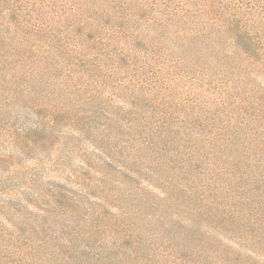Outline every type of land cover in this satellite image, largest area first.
<instances>
[{
	"label": "rangeland",
	"instance_id": "374dc122",
	"mask_svg": "<svg viewBox=\"0 0 264 264\" xmlns=\"http://www.w3.org/2000/svg\"><path fill=\"white\" fill-rule=\"evenodd\" d=\"M248 4L250 3L247 0H202L200 3L199 0H0V61H5V72L0 71V249L4 247L6 250H13L15 254L7 259L3 257L2 260L12 261V264H37V256L46 250L45 247L39 246L51 245L49 247L54 249V244L64 242L67 237V240H81V243L75 245L77 252H72L71 264H87L105 252V243L127 238L131 241V237L135 236V224L141 228L143 225L148 226L149 221V225L155 228L159 223V215L163 214L158 207L167 209L164 206L168 196L176 198L179 192L174 190H178L180 184L176 182L169 185V182H166L159 185L163 173L153 166L150 173L148 167L151 160L162 161L165 167H169V158H176L179 170L188 171L192 178L205 172V167H199L197 164L183 165L182 161L186 158L181 154L184 152L177 153L170 142L169 145L166 144L167 149L160 147L159 152L156 149L153 152L147 150V159L139 157L141 160H137L140 149L148 144V141L140 139L144 134L135 128L139 123L137 114H141L145 119H142L143 126L155 129L160 126L170 128L169 118L174 121L177 119L181 124L183 112L170 109L172 99H175L177 104L182 101L187 106L186 110H190L192 118L198 120V129L190 134L197 138V143H189L179 150L187 151L193 148L192 150L196 151L190 153L191 156L199 159V113H204L205 120L207 117L208 121L205 126L206 136L220 133L223 138L227 137L226 141L235 145L238 143L242 149L240 152L222 150L224 160L213 159L215 165L208 168L211 171H221L225 176L231 173L233 182H236L239 176L234 170H246L247 173L256 171L264 178V73L247 74L236 83H232L227 74L222 76L219 82V76L213 75L215 77L203 81L204 88H199V11L205 12L217 7L218 13L221 14V25L229 28L233 15L241 14L240 18L236 19L239 20L245 19L247 13H251ZM111 6H115V9ZM106 12L118 18L114 22L117 24L108 26L104 23L102 15ZM69 19H73L86 34H90L86 24H93L96 30L93 42L98 50L97 54L89 56L91 51L76 53L81 38L74 33L76 29L68 22ZM130 35L131 38L134 35L142 40L132 41L128 38ZM232 38L228 36L223 39L221 45L230 48L238 41L243 42L238 37ZM103 42H107L112 46L111 50H114L107 62L100 55V52L104 54L106 50ZM242 45L244 46L243 43ZM127 46L133 48L132 54L138 55L136 57L140 63L139 67L128 68V65L123 63L126 58L123 55L118 56V50ZM37 49L41 55L50 57L49 62L54 68L51 73H41V81H45L38 87L37 59H31V54L37 55ZM145 50H153L155 54L147 57ZM48 51L50 55H47ZM99 59L102 63L106 62L102 69L104 73L107 72L106 75L95 73V70L101 67L92 66L88 72L69 67V64L78 63L77 60L93 64L92 61ZM24 60L25 63H34V73H25L19 68V63ZM149 60L157 62V67L161 66L160 63L164 64L168 71L162 68L161 74L153 70L152 67H156L157 63H153L152 67L147 65V68H143ZM128 61L134 63V60ZM8 69L14 72L9 73ZM66 74L72 77L74 82L69 81ZM79 77L82 78L78 80ZM149 79L165 88L162 97V93L160 97L158 93H154L157 89H148V93L152 94L149 96H152L151 100L158 101L157 105L154 104L156 107L149 104L138 105L136 102V93L145 82L148 84ZM77 81H82L81 85H78ZM130 82L133 84L129 85ZM47 89H50L49 93L54 94L49 96L53 102L59 104L58 109L66 108L76 117H81V121L90 129H86L85 135L77 137L76 140L68 128L60 127L58 132L63 130L62 139L58 141L53 137L46 142L45 148L38 149L37 132H32L37 131V110L33 109L28 101L35 96L37 98V92L47 93ZM129 96H132L130 100ZM95 98H99L98 106H91ZM114 108L120 109L124 128L119 135H112L110 140L105 142L101 140L103 132L98 130L105 131L109 128L110 120L120 119L116 118ZM77 111L80 114L77 115ZM127 111H130L129 115H125ZM84 112L93 115V119L88 120L86 114L83 116ZM186 121L191 129L190 119L186 117ZM167 129L163 132H167ZM105 135L104 133L103 136ZM154 142L157 143V140ZM253 144L258 146L252 147ZM96 147L101 148V152L99 149L96 154L109 159L115 167L128 164L135 172L130 177L136 175L135 179L140 182V186L149 184L148 199L151 206H147V196L139 193L136 184L131 187L130 198H118L124 194L118 182L112 183L110 191L113 196L115 194V199L106 203L102 201V205H98L101 200H96L90 194L100 195L105 181L104 184L103 181L99 183L100 176L96 171L89 174L86 172V166L90 164V160L93 161L94 155L91 152ZM185 155L189 156L188 153ZM146 168L150 182L144 180ZM172 176L177 179V172ZM63 178H71L73 181L79 178L80 181L79 186H73L76 190L68 195L69 200L60 194L65 191L58 186V182H65ZM223 186L226 187L224 182ZM262 186L264 190V183ZM248 187L251 193L246 198L247 203L251 202V196L257 186ZM226 188L238 197L249 194L246 189H238L237 186ZM161 191L163 194H159ZM141 196L144 199L138 203ZM217 196L226 199L215 204L219 210L242 201L228 199L229 196L226 198L221 194ZM71 200H74V203ZM199 202V199H194L191 205L186 202L184 206L199 212ZM50 205L56 210L49 207ZM196 207L199 209H195ZM138 209L150 220L141 216L138 221V215L133 214L134 211L138 212ZM184 210L188 209L181 208L176 211L177 218L166 213L161 218L166 223L177 222L173 233L168 236L163 237L158 232L155 236V232L150 229L152 240L147 246L155 247L149 250L150 260L160 256L162 260L165 255L170 254L165 246L160 245V238L164 241L168 239V243H173V238H179L178 241H181L183 237L176 234L182 235L185 227L194 222L188 220L191 215L189 213L188 216L180 218L179 215ZM251 210L252 208H247V211ZM131 213L137 221L131 218ZM92 215L99 223L91 217ZM107 215H116V218L112 216L115 227L111 228L113 231L110 230L109 233L104 231L110 229L105 227L107 223L103 225ZM204 217L201 222L199 220L200 231L205 238L199 240V252H202L205 258L199 264H219L221 258L227 254L256 248L252 240L239 238L240 234L247 237V230H242L239 223L236 226L240 234H230L228 232L233 231V228L223 227V222L221 223L225 217L222 220L215 218L211 213H206ZM221 228L227 229L225 231ZM235 242L238 244L232 246ZM165 243L168 246L167 241ZM225 246L232 247L225 250ZM44 258L47 260V257ZM186 260L190 262L189 259ZM156 264L164 263L159 261Z\"/></svg>",
	"mask_w": 264,
	"mask_h": 264
},
{
	"label": "trees",
	"instance_id": "16d2710c",
	"mask_svg": "<svg viewBox=\"0 0 264 264\" xmlns=\"http://www.w3.org/2000/svg\"><path fill=\"white\" fill-rule=\"evenodd\" d=\"M214 1V0H210ZM202 2V0H199V3ZM249 6V11L251 13H247L248 16L245 17V19H239L241 14L233 15V21H230V27L226 28L222 26L221 22V14L218 13V8L214 7L211 9L206 10L205 12L199 11V88H204L203 81L210 77H215L213 75H218L217 81L219 82V79L222 76L230 77L232 83H236L239 80H242L246 77L247 74H256L259 72L264 73V0H247ZM112 9H115V6H111ZM104 19V23L108 26H113L114 23L118 18H116L115 15L111 14L110 12H106L102 15ZM216 20H215V19ZM68 22L74 26L76 29L74 33H76V36H78L80 39L81 44H79V47H77V54H84L89 53V56L91 54H97L98 50L95 49V42L94 40V32L96 30L94 29V26L92 23L86 24V28L88 29V32L90 34H86L83 30H80V26L75 22L73 19H69ZM131 31L129 30V33ZM228 36L238 37L243 42H236V45L226 48V46L221 45V42L223 39H227ZM131 38V35L128 37ZM230 38V37H229ZM132 41L142 40L141 37L132 36ZM104 47L106 50L104 51V54L100 55L103 56V58L106 59V62L110 59V57L114 54V50L111 49L112 46L109 45L107 42H103ZM244 44V46L242 45ZM127 47H121V49L118 50V56L121 57L122 55L126 58V60H123L124 64L128 65V68H137L140 66L139 61H137V54L133 53V48ZM80 48V49H79ZM83 48V49H81ZM79 50V51H78ZM94 50V51H93ZM116 51V50H115ZM50 51L47 52V55ZM145 53H147V57L150 56V54L155 52L153 50H145ZM31 59H37V87L42 84L43 81H41V73L43 72H49L51 73L54 71L53 65L51 62H49V56H43L40 54L39 50L37 49V55L31 54ZM140 55V54H139ZM23 56V53H22ZM72 57L74 58V54H72ZM71 58V60L73 59ZM134 60V63H130L128 60ZM146 59V57L144 58ZM246 59V60H244ZM99 59L92 61L93 64H91L89 61L84 60H77L78 63H72L69 64V67L79 68L84 70L85 72L90 71V67H101L97 68L95 70V73L99 72L101 74L104 73L103 66H105L106 62L102 63L103 61ZM74 61V60H73ZM75 62V61H74ZM129 62V63H128ZM150 62V60H149ZM147 62L148 64H144L143 68H147L153 66V63L156 64L157 62ZM4 63L2 60L0 61V71H4ZM98 63V64H97ZM103 64V65H100ZM161 66H158V63L156 67H152L153 70L163 74L162 68L164 71H168L166 67H164V64H161ZM19 68L23 70L25 73L31 72L34 73V63L32 62H26L25 60L19 63ZM142 68V69H143ZM41 72H40V71ZM210 71L209 74L207 71ZM9 73L11 72L9 69L7 70ZM38 72H40L38 74ZM262 73V74H263ZM107 72L104 73L106 75ZM31 75V74H28ZM66 76L69 78V81L74 82L72 77L66 74ZM130 77V76H129ZM137 79L139 78L138 76ZM133 77V78H135ZM82 77H79L78 80H80ZM132 78V77H131ZM228 79V81L230 80ZM148 84L145 82L144 85L140 87L138 92L136 93V99L138 105H157V100H151L149 97L152 95L151 93H148V89H157L154 93H158V96L160 97V94L162 93L161 97L164 95V86L162 84H154L152 83V80L149 79ZM79 82L78 85H81L82 81ZM133 83H129V85H132ZM44 86V85H43ZM52 86V85H51ZM45 87H43L44 89ZM46 89V88H45ZM51 89V88H50ZM50 89H47V93L40 94V92H37V98L35 96L34 99L29 100V105L32 106L33 109L37 110V148H45L46 142L50 141L53 137L57 138L58 141L62 139V133L63 130L59 131L60 127L68 128V130L71 131V136H73L74 139L77 140V137L85 135L86 129H90L89 127L85 126V122L81 121V117H76V115H73V113H70L71 111H68L66 108L61 109L57 108V103L53 102L50 96H54L53 93H49ZM101 94V92H100ZM50 95V96H49ZM129 100L132 98V96L128 97ZM37 100V104H36ZM149 102H148V101ZM175 99H172V103L170 104L172 107L171 110L177 109L178 111H182L181 114L183 118H181V124L178 123L177 119L171 120L169 118V125L170 128H165L164 126H160L158 129H155V127H148L147 125L142 124V122L145 120L142 118L141 114L139 115V123H137L136 127L138 131L144 136L140 137L141 140L148 141L147 147L141 148L138 155L137 160L139 157L143 158L144 160L147 159L146 151H155V149L158 151L160 147H163L164 149H167V145H169L168 142H170L171 147L175 149V151L178 152H184L181 155L184 156L183 158H186L184 161H182L183 165H193L197 164L199 167H205L204 171L201 174H199L198 177L192 178L190 173L188 171L183 172L179 170L177 167V159L176 158H169V167H165V165L162 163V161H156L154 162L151 160V165L148 167L150 173L151 168L154 167V169H158L163 173V176L161 180L159 181V185H164L166 182H169V185L174 184L176 182H179V188L178 190H174L179 192V194L174 197L168 196V200L165 203V206L167 209L158 207L159 211H163V214L159 215L160 219H158L159 223L154 228L153 225H149L150 222L148 221V226H142L141 228L138 227V224H135V236L133 235L130 239H119V240H113L112 242H107L104 244L105 252L102 253V255L98 257H94L95 259L89 261L87 264H156L157 262L161 261L164 264H178L177 261L181 264H199V262L203 261L205 256L202 252H199V240L205 239L203 236V232L200 231L199 227V220L200 222L203 220L204 215L206 213H211L215 216V218H223L225 217L223 222V227L228 226L227 228H233V231H230L228 233L233 234H240L238 229V223L240 224V227L242 230H247V237L240 234L239 238L241 237L242 240H252V242L255 243L256 247L253 248H246L243 251H238L237 253L227 254L223 258H221V262L219 264H264V190H262L264 183V178H262L261 175L257 174L256 171L247 173L246 170H234L236 173H239L238 179L236 182H233V178L231 177V173H228L226 176L221 171H211L208 167L210 165H215V162H213V159H217V161L224 160L223 152L230 150V152H235L238 150L240 152L241 145L238 143L235 145V143L226 141V138L222 137V134L217 133L215 135L206 136V128L207 125V117L205 120L204 113H199V159L191 156L190 153L195 152L196 150H179L181 148H184L189 145V143H192V145L197 143V138H193L190 136V134L194 133L195 129H198L197 119H193L190 113V110H186V105L182 101L181 104H177ZM177 100V99H176ZM99 98H95L94 101L91 102V106H98ZM101 103V102H100ZM155 104V105H154ZM12 105V104H11ZM9 105V107L11 106ZM190 108V107H189ZM115 112L117 113L116 118H120L119 120L112 121L110 120L108 123V129L107 130H98L102 131L101 140L107 142L110 140L112 135H119L120 131H123L124 128V119H121L120 117V109L114 108ZM91 111V110H90ZM80 114L79 111L76 112L78 115ZM86 114L85 117L88 118V120L93 119V115L90 113L84 112L83 116ZM130 111H127L125 115H129ZM201 116V117H200ZM186 117L190 119L191 121V129L188 126V123L186 121ZM143 119V121H142ZM180 119V118H179ZM184 120V122H183ZM204 120V121H203ZM207 121V122H206ZM203 126L204 128H202ZM202 128V129H201ZM165 129H167V132H163ZM201 129V130H200ZM189 132V133H187ZM168 133V134H166ZM209 133V132H208ZM56 135V136H53ZM99 135V134H98ZM85 137V136H84ZM157 140V143L154 141ZM43 141V142H42ZM39 143V144H38ZM251 143V142H250ZM249 143V144H250ZM167 144V145H166ZM54 145V144H53ZM139 145H137L138 147ZM176 146V147H174ZM258 145L253 144L252 147H256ZM151 147H154L151 149ZM230 148V149H229ZM101 148H95L91 154L94 155L92 158L93 161L90 160V164L86 166V172L89 174L90 172L96 171L97 175L100 176V181L104 184V188L100 192V195H96L97 193L90 194L93 197H95L96 200H101L99 202L102 205V201L104 203L113 201L115 199L112 193H110L112 189V183L118 182L121 186L120 189L124 190V194L121 195L118 198H130L132 196V189L131 187L133 184H136L138 186L139 193H141L143 196H147V199L149 198V184L148 185H142L140 186V182L135 179L136 175H134L133 178L130 176L133 175L135 172L130 168L128 164H122L120 167H115L109 159H105L104 157L100 156L98 153ZM98 150V151H97ZM259 150V149H258ZM159 152V151H158ZM264 152V151H263ZM188 153V157L185 155ZM138 162V161H137ZM146 162V161H145ZM137 164V163H135ZM132 165V164H130ZM153 166V167H152ZM148 168H146V176L144 177L145 181L150 182V178H148ZM177 172V179L172 176V174ZM182 173V174H181ZM152 175V174H151ZM141 176V175H139ZM196 179V180H193ZM198 179V180H197ZM65 182H58V186L62 188L64 193H60L63 197H65L67 200L70 199L68 195L70 193L75 192L74 185L79 186V178H77L75 181L71 178H63ZM224 185L228 188L230 186H237L238 189H246L248 196L238 197L235 196V194H231V192L228 191V189L223 186ZM232 183H234L232 185ZM230 185V186H228ZM248 186H257L256 191L251 196V202L247 203L246 198L249 197L251 190H248ZM100 187V186H99ZM166 191L168 189H165ZM211 190V191H210ZM165 191V192H166ZM164 192V193H165ZM170 194H172L171 191H169ZM152 193V191H151ZM240 193V192H239ZM159 194H163V192H159ZM225 195L228 199L233 200H242L239 201V204L237 202L233 203L231 207L224 208L219 210L218 207L215 206L219 200L222 202L226 201V199H220L217 195ZM86 195V193H85ZM108 196V197H107ZM104 197V200H103ZM107 198V199H106ZM140 201L138 203L142 202L144 197L139 198ZM199 199V207H196L195 209H199V212L190 210V207L184 206V203L188 202L190 205L192 204V200ZM180 201V202H177ZM72 203H74V200H71ZM169 203L170 206H169ZM57 205V204H55ZM106 206V205H105ZM151 206V203L148 199V205ZM49 207H53L54 210L56 208L53 205H50ZM252 208V210L249 212L247 211V208ZM157 208V209H158ZM181 208H185L188 210H184L181 213H184L183 215L180 213V218L185 217L188 213L191 214L188 218V220H194L191 225H188L185 227L184 233L176 234L179 235L181 238V241L179 238H173V243H168V239H165L167 241L168 246H166V243L163 238H160L161 241L160 245L165 246L164 248L169 250L170 254L165 255V258L161 259V256L150 260L148 258L149 256V250L154 249V245L147 246V243L152 240V232H158L161 236L164 237V235H169L173 233V229L175 228V225L177 222H169L161 219L164 214H168L174 216L177 218L178 214H176V211H180ZM205 209H208V211H205ZM205 211V212H204ZM138 215V221L141 220V216L144 218L149 219L148 216H144L141 209H138L137 211H134L133 214ZM260 214L261 217L258 216ZM132 215V219L137 221V219ZM165 214V215H166ZM116 218V215H112ZM111 217H108V215L105 218V221L103 222V225H105L106 228L110 229H104L105 232H108L112 230L111 228L115 227L114 219ZM188 216V215H187ZM222 216V217H221ZM93 219H98L92 215ZM260 218V219H259ZM143 220V218H142ZM150 220V219H149ZM86 221V220H85ZM157 221V222H158ZM99 223V221H98ZM237 223V224H235ZM181 224V223H178ZM80 228V223L78 224ZM140 225V224H139ZM237 225V226H236ZM101 226V225H100ZM141 226V225H140ZM98 227V226H97ZM226 228V229H227ZM90 229V228H89ZM150 229H152V232H150ZM222 229L221 230H225ZM113 231V230H112ZM250 231V232H249ZM147 233V234H146ZM71 237V236H70ZM64 242L55 245L54 249H52L51 245L46 246H39L40 248L45 247L46 250L42 255L37 256V264H71V255L72 252H77V247H75L76 243H81V240L69 238L67 240V237H65ZM244 241V242H245ZM23 242V241H22ZM190 242H193L190 244ZM38 243V240H37ZM202 244V242L200 243ZM238 244V242H235L232 246H235ZM157 245V244H155ZM230 246V247H232ZM38 247V244H37ZM225 246V250L230 248ZM87 248V246H86ZM243 249V248H242ZM51 250V251H49ZM224 250V251H225ZM224 253V252H223ZM222 253V254H223ZM11 256H15L13 250H6L4 247L0 249V264H12V261H4L3 259L10 258ZM44 257H47V260H45ZM186 259H189L190 262H188ZM3 261V262H2ZM185 261V262H183ZM14 263V262H13ZM16 263V262H15ZM18 264V263H17Z\"/></svg>",
	"mask_w": 264,
	"mask_h": 264
}]
</instances>
